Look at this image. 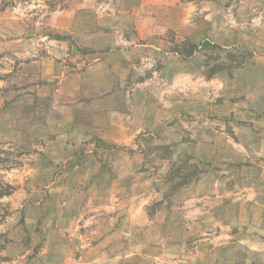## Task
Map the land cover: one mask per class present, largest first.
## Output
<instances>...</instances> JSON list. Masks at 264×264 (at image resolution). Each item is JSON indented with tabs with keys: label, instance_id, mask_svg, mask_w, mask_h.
Here are the masks:
<instances>
[{
	"label": "rangeland",
	"instance_id": "1",
	"mask_svg": "<svg viewBox=\"0 0 264 264\" xmlns=\"http://www.w3.org/2000/svg\"><path fill=\"white\" fill-rule=\"evenodd\" d=\"M102 100L149 127L76 145ZM1 192L0 264H264V0H0Z\"/></svg>",
	"mask_w": 264,
	"mask_h": 264
},
{
	"label": "crops",
	"instance_id": "2",
	"mask_svg": "<svg viewBox=\"0 0 264 264\" xmlns=\"http://www.w3.org/2000/svg\"><path fill=\"white\" fill-rule=\"evenodd\" d=\"M97 108L98 109L96 111L93 107L87 108V117L84 118L75 116L72 121H70L72 128L71 137L73 138L74 142H77L76 145H78L79 143L81 144L82 141L95 136H97L104 142L120 144L123 140L134 139L137 134L138 128H140L139 131H142L147 130V128L149 127L148 123L146 122L147 117L145 115L142 117L141 125H137L136 123H132L133 125H130L131 122H128L127 125L125 122L124 128L127 127L128 132H126V138H123L120 135L122 125L118 120L119 116L115 115L116 113L119 114V112L113 111L112 105H110V103H108L106 100L100 101ZM35 122L36 126L38 127V134L42 135L46 129L44 124H42V119L39 118ZM12 139L14 140L15 138ZM72 147H74V151L72 152L76 153L75 150H77L78 146L72 145ZM76 157H80V159H77V161L76 159H72L74 161L70 162L67 166V170L72 172V187H75L77 182L84 183L86 185L90 184L87 192L90 199H92L93 196L100 198H104L105 195L117 196L119 194L117 192H121L120 194H122V196H124L125 194H127L128 196L136 195V193L132 192L131 190L135 185V180L131 177L122 179L120 181L122 184L121 191H112L113 187L110 185V182L113 181V175L110 172L102 170L98 167L97 164L89 161L87 158L88 152H86V154L81 153L75 156V158ZM83 157L85 158V161H82V163H78V161H81ZM115 181L117 182L118 180ZM124 204V202L119 201L118 203H114L113 206L124 208ZM87 206H89L90 210L96 208L94 210H101V212H103V207L101 205H99L98 207H94L92 203H89ZM107 217L109 216H106V218ZM98 219L105 218L103 217ZM94 220H97V216L91 217L89 219V222Z\"/></svg>",
	"mask_w": 264,
	"mask_h": 264
},
{
	"label": "trees",
	"instance_id": "3",
	"mask_svg": "<svg viewBox=\"0 0 264 264\" xmlns=\"http://www.w3.org/2000/svg\"><path fill=\"white\" fill-rule=\"evenodd\" d=\"M190 54V53H189ZM191 55V54H190ZM9 193L7 192V193H3V192H1L0 193V197H2V196H5V195H8Z\"/></svg>",
	"mask_w": 264,
	"mask_h": 264
}]
</instances>
